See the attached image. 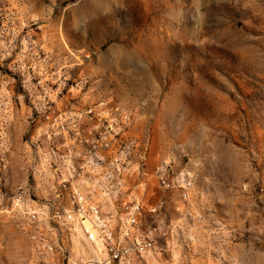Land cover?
Returning <instances> with one entry per match:
<instances>
[{
    "label": "rangeland",
    "instance_id": "rangeland-1",
    "mask_svg": "<svg viewBox=\"0 0 264 264\" xmlns=\"http://www.w3.org/2000/svg\"><path fill=\"white\" fill-rule=\"evenodd\" d=\"M40 73L134 110L150 172L192 176L186 199L141 180L167 219L147 264H264V0H0V264L99 263L64 229L39 252L13 206L56 198L29 123Z\"/></svg>",
    "mask_w": 264,
    "mask_h": 264
},
{
    "label": "built area",
    "instance_id": "built-area-1",
    "mask_svg": "<svg viewBox=\"0 0 264 264\" xmlns=\"http://www.w3.org/2000/svg\"><path fill=\"white\" fill-rule=\"evenodd\" d=\"M58 83L41 73L35 79L29 122L42 180L56 198L36 204L17 197L13 206L22 229L46 254L61 239L58 228L68 232L65 242L100 249L103 261L88 263L147 264L167 219L162 203L139 199L145 193L141 180L154 177L163 190L176 187L186 199L192 176L182 172L169 178L162 167L150 172V136L135 130L134 110L111 95L83 103L80 93H63Z\"/></svg>",
    "mask_w": 264,
    "mask_h": 264
}]
</instances>
